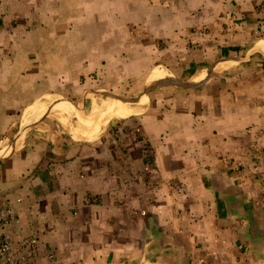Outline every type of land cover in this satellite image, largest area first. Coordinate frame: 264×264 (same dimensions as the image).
<instances>
[{
	"label": "crops",
	"instance_id": "crops-1",
	"mask_svg": "<svg viewBox=\"0 0 264 264\" xmlns=\"http://www.w3.org/2000/svg\"><path fill=\"white\" fill-rule=\"evenodd\" d=\"M0 198L40 264H264V0H0Z\"/></svg>",
	"mask_w": 264,
	"mask_h": 264
},
{
	"label": "built area",
	"instance_id": "built-area-1",
	"mask_svg": "<svg viewBox=\"0 0 264 264\" xmlns=\"http://www.w3.org/2000/svg\"><path fill=\"white\" fill-rule=\"evenodd\" d=\"M248 146L252 158L260 160L261 149L256 142ZM21 217L8 198H0V264H40L36 254L42 241L34 232L21 230Z\"/></svg>",
	"mask_w": 264,
	"mask_h": 264
},
{
	"label": "rangeland",
	"instance_id": "rangeland-1",
	"mask_svg": "<svg viewBox=\"0 0 264 264\" xmlns=\"http://www.w3.org/2000/svg\"><path fill=\"white\" fill-rule=\"evenodd\" d=\"M161 68H163L164 69V71H166L167 72V74L168 75H173V73H171L170 71H168V70H165V68L164 67H161ZM75 76V75H74ZM82 78V77H81ZM69 86L71 85V86H73V85H75V84H71V83H69L68 84ZM55 88H57V90H59V86H57V87H53L52 89H55ZM64 88V87H63ZM94 90H96V89H94ZM98 90V91H97ZM96 91L97 92H100V93H96V95L95 96H93L94 98L96 97V96H99V97H107L106 95H103V94H101V92L102 91H108V92H112V93H114V94H117V95H125V96H136V94H138L140 91L139 90H141L140 88H130V89H127V91H124V92H122V93H118V92H114V91H112V90H108V89H102V88H99V89H97ZM59 94V96L61 97V98H63L64 100H70L69 99V96H67V95H65L64 93H58ZM84 95H88V96H90V97H92L91 96V94H90V88H85L84 89V93H83ZM85 106H86V108H88L90 105H89V103L88 102H86L85 103ZM78 107L79 108H83V105L82 104H78ZM135 116V115H134ZM48 117H51L52 118V116H48ZM132 117V116H131ZM131 117H129V118H126V120L125 119H113V120H111L110 122H108L107 123V125H111L110 126V128H109V133L110 132H113L112 134L114 135V136H117V138H119L120 140H119V142L120 143H122V144H127L128 142H138V141H141V145H145L146 143H145V141H144V139H143V135H142V133H141V131H140V129H138V127L136 126V125H133L132 126V124H134V120H131L132 118ZM128 120V122H126L123 126H122V128H121V133L120 132H118V133H115L114 132V130L115 129H113L114 128V126L113 125H115V123L116 122H119V121H121L120 123H122V121H127ZM106 125V126H107ZM106 126H104V128H103V131L105 130V128H106ZM65 128V127H64ZM66 130H67V128H65ZM20 136H22L23 135V133L22 134H19ZM1 146H3V144L1 145ZM9 146V145H8ZM8 146H7V148H8ZM8 151H10V150H8ZM145 161H148V158L147 157H145Z\"/></svg>",
	"mask_w": 264,
	"mask_h": 264
},
{
	"label": "water",
	"instance_id": "water-1",
	"mask_svg": "<svg viewBox=\"0 0 264 264\" xmlns=\"http://www.w3.org/2000/svg\"><path fill=\"white\" fill-rule=\"evenodd\" d=\"M253 51L248 52L246 55L244 56H239V57H231L229 59L231 60H238V61H243L248 59L249 55L252 53ZM227 59V58H225ZM223 60V59H222ZM214 65H211L208 67L207 69V74L209 75L210 70L212 69ZM205 80L202 81H189V80H181L179 77L174 76V75H168L162 78H158L156 80L151 81L146 87H144L142 94L147 95L149 91H151L152 89H154L155 87L158 86H175L178 88H196L199 87L200 85H202V83ZM96 93H100L97 92ZM101 94L106 95V96H111L114 97L122 102H128V103H136L138 102L139 98H140V94L138 96L135 97H131V96H123V95H117L114 94L112 92H108V91H102ZM74 104V103H73Z\"/></svg>",
	"mask_w": 264,
	"mask_h": 264
},
{
	"label": "trees",
	"instance_id": "trees-1",
	"mask_svg": "<svg viewBox=\"0 0 264 264\" xmlns=\"http://www.w3.org/2000/svg\"><path fill=\"white\" fill-rule=\"evenodd\" d=\"M231 50H234V51H239V50H241V49H239L238 47H232V48H230ZM109 130V129H108ZM144 161H145V158H144Z\"/></svg>",
	"mask_w": 264,
	"mask_h": 264
}]
</instances>
